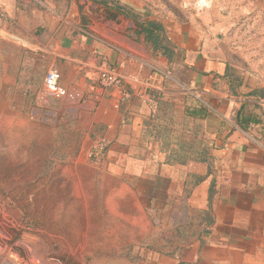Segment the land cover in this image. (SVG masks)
Wrapping results in <instances>:
<instances>
[{"label": "crops", "instance_id": "0c3cea01", "mask_svg": "<svg viewBox=\"0 0 264 264\" xmlns=\"http://www.w3.org/2000/svg\"><path fill=\"white\" fill-rule=\"evenodd\" d=\"M31 1L0 0V33L52 57L50 69L60 74L66 103L78 104L88 92L93 74L85 64L92 58L117 65L127 89L139 87L152 67L172 72L171 80L151 77L160 96L153 121L138 100L120 103L118 91L82 113L91 126L81 150L96 137L107 138L101 171L133 183L137 193L143 188L147 213L174 209L173 198L190 185L189 204L209 215V234L201 240L211 251L247 261L245 247H264V74L238 72L231 63L220 17L200 2L191 11L192 2L173 0ZM115 5L161 24L173 49L171 62L151 52L144 36L131 37L132 21L104 19V6ZM180 86L203 92L209 109L182 95ZM236 116L249 121L246 130L236 125Z\"/></svg>", "mask_w": 264, "mask_h": 264}, {"label": "rangeland", "instance_id": "374dc122", "mask_svg": "<svg viewBox=\"0 0 264 264\" xmlns=\"http://www.w3.org/2000/svg\"><path fill=\"white\" fill-rule=\"evenodd\" d=\"M173 2L218 15L238 72L264 74V0ZM51 65L0 33V264H264V247H245L246 261L202 244L209 215L189 204L190 185L157 215L143 188L90 167L88 144L81 150L89 110L50 96Z\"/></svg>", "mask_w": 264, "mask_h": 264}, {"label": "built area", "instance_id": "2783aa9c", "mask_svg": "<svg viewBox=\"0 0 264 264\" xmlns=\"http://www.w3.org/2000/svg\"><path fill=\"white\" fill-rule=\"evenodd\" d=\"M4 17L5 13L0 3V19ZM85 68L92 72L93 78L90 79L92 83L88 92L80 100V106L83 109H95L100 101L112 91H118L120 103L130 102L133 98L138 100L146 109L151 121L156 119L160 104V96L155 93L157 90L151 86V77L156 75L166 80H171L173 77L172 72L167 68L152 67L151 73L139 87L127 89L126 77L117 65H113L105 59L96 60L92 58L89 64H85ZM59 82V72L54 68L49 69L44 77L43 84L50 96L56 100L63 99L65 96V90L60 86ZM180 93L192 99L202 108L209 109L203 92L194 90L189 86H180ZM110 144V141L105 137H96L91 141L85 152V157L90 167L98 171L103 170Z\"/></svg>", "mask_w": 264, "mask_h": 264}, {"label": "trees", "instance_id": "16d2710c", "mask_svg": "<svg viewBox=\"0 0 264 264\" xmlns=\"http://www.w3.org/2000/svg\"><path fill=\"white\" fill-rule=\"evenodd\" d=\"M92 2H108L107 0H92ZM103 17L106 20L117 22L118 17L129 19L134 24V34L137 36H144L147 47L151 52H159L161 56L165 57L168 62H171L174 54L173 49L169 42L165 39L163 27L156 21H144L140 19L136 14L129 10H126L122 6L115 5L113 7L104 6ZM247 120L240 119V116H236L235 123L241 130L247 129Z\"/></svg>", "mask_w": 264, "mask_h": 264}, {"label": "bare ground", "instance_id": "6f19581e", "mask_svg": "<svg viewBox=\"0 0 264 264\" xmlns=\"http://www.w3.org/2000/svg\"><path fill=\"white\" fill-rule=\"evenodd\" d=\"M0 254H1V249H0ZM40 261H42V260H40ZM2 264H11V263H9L8 261H3V263Z\"/></svg>", "mask_w": 264, "mask_h": 264}]
</instances>
